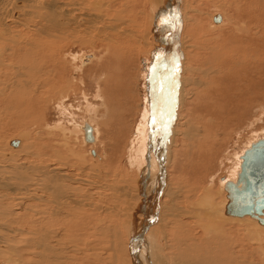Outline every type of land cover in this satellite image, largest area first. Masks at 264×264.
<instances>
[{
    "label": "rangeland",
    "instance_id": "1",
    "mask_svg": "<svg viewBox=\"0 0 264 264\" xmlns=\"http://www.w3.org/2000/svg\"><path fill=\"white\" fill-rule=\"evenodd\" d=\"M192 1L193 0H191V2L190 0H186L187 5L193 3V6L188 5V7H186V10L189 13L186 11L187 17L183 25H188L187 28L189 29L186 30V37L187 40L190 41V44L195 45L196 43L194 42L196 41V38L200 39L199 41H208L207 48L209 49L207 50L200 44H198L200 56L201 58L203 57L199 62L201 70L203 71H201V74L206 73L207 75L204 76L203 85H198L199 89L197 88L196 90H192V92H196L187 96L188 98H186L187 100L184 106L181 107L180 105H178V102H176L177 105L176 103L174 104L173 110L175 111V120L173 127L177 123L176 119H178V115L180 121H178L179 126L177 125L176 131H178L175 136L176 139L174 140V145L171 147L170 150L171 161L168 160L167 167L165 170V174H167L168 176L167 181L170 184L169 191L175 194V196H171V205L173 204L175 208L178 207L179 209H182V211L185 210L186 212L188 202L191 208L192 205L196 203L193 201L194 199L191 198V196H193L192 189L194 190V195H199V197L203 195L205 190L207 191L209 189L211 192H213L211 194V197L214 200V203H216V205H220L222 199L224 198L221 194V186L219 181L223 180L224 178L228 180L227 177L231 176L230 174L231 169L233 168V164L236 165V155L241 154L248 148L247 146L251 144L250 140L264 138V115L262 113L263 108L260 107H264V79H262V86L258 85V83H260L261 78L257 75L262 74V72H257L258 61L262 59V61L264 62V20L257 16V12H255L254 8L252 7L251 10L253 20L248 23L247 21L250 15L248 14L247 9L249 3L246 6L245 2L241 0H195V2ZM107 2L108 6L111 5L107 14V22H109L110 26L113 25L117 29L108 30L105 35H109V37H103L104 33H101L100 31H96V33H94L91 32V30L88 28H76L77 30L75 36H72L70 39H63L53 46V49H57V51L60 53L58 55H55L56 63L59 65L61 70L65 69V75L64 73H62V75H64L65 77V79H63V82H61L62 84H57L58 86L51 84V81L47 80V78L52 77L53 79V73L49 72L48 69L45 68L44 73H46L43 85H41L38 90L35 88L33 89L32 87H27L23 90V92L19 91L21 95H15V93H13L12 96H8V101L5 98L0 97V101L3 100L2 105L0 106V144L2 143V145L0 146H7L10 151H14L16 153L13 157L11 156V160H7V158L0 156V158L2 157V160L6 162V167L13 165L14 162H16L17 165H21L22 163L26 164L28 162V164H33L38 163L40 161H44L45 165L55 166L56 164L53 160H55L56 156L58 157L57 160H59V162L63 164V166L59 165V168L64 174L68 176L69 180L62 183L63 187H67L66 185H69L68 187L72 189V195H75L74 199L77 197H79V199L83 197L81 200L84 201V204L82 201L81 206L85 205V210L82 207V211L84 212H80L81 208H79L80 211L77 210L78 212L76 214L77 223L80 222L81 224L73 230V233L75 235L72 233L73 235L71 234L67 236L68 246L71 245L70 248H74V251L70 250V252L73 254H68L69 248L68 251L66 250L68 253L64 252L60 254L62 256H60L59 259L61 261H65L64 264H127L125 261L126 259L124 257V248L126 247V242L128 240V238H126L128 234L126 231V227L127 225H129L128 223L130 220V215L131 217H133L132 213H130V207L132 205H128L130 201L129 199L125 198L124 200V198L122 197L115 196V190L112 191L111 188L115 189V187H125L126 189L133 190L132 182L133 180H136L138 178V168L132 164V161L130 159V153L132 151L130 142L132 143L134 141L133 139L135 138L134 135L136 133L135 129L137 130V126H139V123L141 122L140 120L142 118V111L144 110L145 112L148 107L146 101L144 100L145 94H147L146 92L148 90H150V92L153 91L151 89L153 82H151L150 80L151 72L149 73L150 75L148 77L150 82L147 81V79L144 80V75L148 73V65L150 63L154 66V69L156 68V66L158 65L157 59L159 56L158 53L152 52V44L148 43L147 41H144L148 34V30L145 28L148 24V15L150 13L149 0H108ZM182 3V7H184V0ZM239 6L241 7L240 9ZM219 14L223 17V22H225L223 25L216 26L213 23L212 17ZM35 20L37 19H32L31 22ZM183 20H181V23L184 22ZM187 20L190 21L187 22ZM102 22L105 26V20H103ZM260 26L261 28H259ZM200 28V32H196ZM241 28L245 29L240 30ZM120 29L122 32L120 31ZM246 29L247 31H245ZM28 30L23 32L24 36L21 38V41L19 40L20 44L18 46L14 44V41L17 37L16 34L18 35V30H14V32L12 33H9L10 31L8 30H3V32L2 30L0 31V35H2L0 36V63H2L0 65L1 92H8L9 89H11L16 84L15 82L21 79L18 76L16 78L19 66V63L17 62H23V60H19L17 56L12 57V55L10 54L14 52L15 48L18 49V51L21 50L22 52L25 48L24 45L27 44L30 38H35L33 40H36L35 33H32L30 29ZM85 30H87L86 32L92 34H85ZM82 31L84 32L81 33ZM116 31H120V33L118 34H121L120 37H122V39L120 38L121 48L124 46V49L122 48V53L115 51V45L111 46L113 43H109L107 41L108 39L109 41H111L114 36L116 37V35H118L116 34ZM112 32L113 34L111 35ZM247 32L251 33V36L249 37H251L252 39H249V37L246 36ZM93 33L95 35H93ZM236 33L239 36H237ZM132 35L135 39L132 37ZM260 36L262 39L259 38ZM124 38H126L127 40ZM201 38L203 39L201 40ZM211 38L213 39L211 40ZM136 39L138 40L136 41ZM232 39L234 42L232 41ZM44 40L47 41V39ZM93 40L94 42H92ZM224 41L226 43H224ZM252 43L256 45H253ZM109 45L112 47V49H110L109 52H106V54L105 47L109 48ZM241 47H243L245 50ZM193 49L194 48L192 47L190 51H192ZM254 49H256L257 51ZM5 50L7 51L6 53ZM30 50H33V52L36 51V49L34 48H30ZM201 50L204 52H202ZM208 52L210 53L208 54ZM259 52H261V54ZM196 53L197 49L190 52L191 57L193 59L191 61L193 65H190L192 67L196 65L194 64V54ZM79 54H94L96 60L93 59V62H85L83 66L80 67V59H76L73 62L71 60V55L76 56ZM58 56L61 58V60ZM62 61H64V63ZM179 62L177 63V66L175 64V68L177 70L173 68V77L177 76V80L174 77L175 88L177 90L175 101L177 99L176 97H178L179 95L178 83L179 80L183 77L182 72L184 70V63L178 65ZM242 62L244 63L242 64ZM165 63L166 61L159 65L160 69H163L161 67H164L163 65H165ZM234 63H236V66L239 64L238 68L233 65ZM24 64L25 63L23 62L22 65ZM240 64L242 66H240ZM50 65H53L52 58H50ZM215 68L218 70H216ZM250 68L251 71L248 72V69ZM54 72L55 74L61 73V71ZM238 75H241V78L243 75H245L247 79L246 82L245 79H242L241 82ZM209 77H211V79ZM250 84H257V90L254 88L255 90L253 91V93L255 94L253 95L257 96L258 98L256 97L254 101H251L250 104H248L245 101L249 98L248 96H250V92L252 91L247 90L246 85ZM202 91L203 97L199 96L197 99V96H193L197 95V92L199 93ZM243 93L245 94L244 96ZM97 94L98 97L94 98ZM261 94L263 97L261 96ZM63 95H65V97H63ZM222 96H225V98L222 99ZM242 97L245 99H242ZM87 103H91L92 105L96 106L98 110L96 116L89 114L87 115V111H85ZM194 105H196L198 108ZM236 105H238V107ZM249 105L251 107L253 106L252 109H249L251 108L249 107ZM191 112L194 113L192 117ZM229 117H231L232 119ZM220 118H223V120ZM229 119L231 120L228 121ZM83 120H87L89 124L97 128L96 131L98 132V139L94 146H90L85 143H83L82 146V140H80V131L78 132V130H75L76 128L74 126H71L72 121H75L76 124L81 125ZM234 121H236V123ZM190 124H193V128L196 129V131L194 130V135H190L189 138H187L186 136H182L181 133L183 131H186L192 127L190 126ZM203 128H206L204 129L206 130V133L203 132ZM13 140L19 141V146L15 150H12L11 146L9 145V143ZM211 146H214V148H216L215 153L212 152ZM91 150L101 156L102 159L100 158L99 160H97L98 158H92L91 154L89 153ZM103 158L105 159V162H102ZM104 166L105 169L103 168ZM62 167L64 168L62 169ZM81 173L82 175H80ZM86 173L87 176H85ZM3 175L6 178L10 177L9 173L7 174V176L3 172L2 176ZM89 175L91 177H89ZM93 176L96 177V179ZM72 180H77L78 183ZM102 183H105V191L101 189V194L98 195L99 199H97V194L92 195V193L94 192V190L92 191V189L97 188L98 185ZM89 184H96V186L91 187V185L88 186ZM73 186L75 188H73ZM74 189L76 190V192L73 191ZM2 194L7 196V199L9 198L12 202H17L16 198L18 196L16 195V193H12L11 191H9V193L3 192ZM2 194L0 196H3ZM7 194L10 196H8ZM103 194H105V197L103 196ZM187 196L189 200L187 199ZM102 197L103 199H101ZM116 199L119 200V204H116ZM2 200L4 199L2 198ZM98 200L101 202H98ZM185 201L188 202L186 203ZM6 203L7 201L4 200L3 204ZM98 205L101 206V210H99L100 208H97L99 207ZM103 206H105V210L102 209ZM127 206L129 209L126 208ZM121 208L123 209V213ZM7 209H12L13 211H10H12L15 215L13 214V217H8L7 223L1 220L2 217H0L1 223L5 225L10 224L9 226H11V228H14L17 232L24 230L26 225L28 228V224L24 225L23 223L21 225V221L23 220V218L20 217L21 221L18 220L19 218H17L18 215L16 214L20 212L16 213L15 206H9V208ZM89 209L91 210L93 216H90L91 212H88L90 211ZM94 209L98 213H95ZM120 211L122 214L120 213ZM85 213L87 215H84ZM173 213L174 212H167L164 214L166 216L164 217L166 219V221L164 222L167 225H165L166 227L161 226V228H157L155 232L156 241L158 242V244L156 242V260H158L161 264H178V254L182 253L183 250L187 249V247L191 244L196 246V240H202L204 236L202 229L196 227L198 226V223L196 222H201L200 218V220L196 218V220L198 221H195V218L193 219L192 215L190 216L189 213L185 215L183 214L184 216H181L182 218L180 216L177 218L175 213ZM118 214H121V216H119ZM20 215H24L23 212ZM10 218L15 222H11L12 224L9 223ZM18 221H20V223H18ZM177 221L184 222L182 223V229H185V231L183 229V234L179 233L181 231V227L176 226L175 223ZM250 221L253 222V220L251 219ZM191 223L193 224V226ZM221 223H225L227 227L225 224H223V226L233 231H231V233L229 234L231 235L232 246L234 249L233 255L237 259L239 258L241 262L245 263L252 262L254 264H264V242L253 241L255 242L253 243L251 241H246L244 244L242 242L245 239H243L244 235L243 233H241V230L247 227L249 229L254 230L251 226L249 227L246 222H236L234 220ZM228 225L231 226L228 227ZM27 228L25 229V231H31L32 229L30 226L28 229ZM235 228H239L240 230L237 231ZM163 229L166 231H164ZM178 230L180 231L178 232ZM160 231L162 233H165L163 235V238L162 233ZM210 232L211 231H208V233L206 234L208 236L205 237L206 240L213 238L211 237L212 235L210 236V234H212V232ZM2 233L0 231V245H6L7 243H5V241L7 237H2L4 235H9V233L5 234L4 231H2ZM11 233V236H13L14 238L18 237L14 235L13 232ZM79 234L81 237L84 236L85 238H81ZM240 234L241 236L239 237ZM70 236L72 239L71 241L69 239ZM189 236L193 238L194 242L188 239ZM236 236L241 239L236 238ZM79 237L81 239H78ZM255 237H257V239H263V237L258 234ZM86 238H89V240ZM184 238L189 240V242L186 241V245L185 242H183L184 244L182 245H178V243H176V239H178V241H181V239ZM83 239L85 240V243L84 241H81ZM14 241L15 242H12V244L17 247L26 246L23 242L22 244L18 242L19 239H15ZM69 241H73V246L69 243ZM240 245H245V247H241ZM238 246L239 248H237ZM246 246H248V248ZM1 247L3 246H0V248ZM17 247L13 249L11 254H16ZM86 247H88V249ZM257 248L259 249V251H257ZM25 249L23 250L25 251L24 253L26 255L24 253H21L20 258L22 255L24 258L22 257V260H19V262H17L16 264H33V262H31V255L27 253L28 248L26 250ZM75 249L79 250L80 253L78 251H75ZM251 249L253 253L252 255H248V253L251 254ZM237 251L239 253L236 254ZM242 251L244 253L246 252L247 254H243ZM195 252L192 254H195ZM257 252H259L258 255ZM7 253L9 254H0V264H4V261H7L8 259H14L11 257L10 251ZM74 253H76V257ZM118 255H122V257H118ZM259 255L262 259L259 258ZM168 258H170L171 260H168ZM65 259L70 260L66 261ZM260 260L262 261L260 262ZM61 261L59 262L61 263ZM5 264L10 263L6 262Z\"/></svg>",
    "mask_w": 264,
    "mask_h": 264
},
{
    "label": "bare ground",
    "instance_id": "2",
    "mask_svg": "<svg viewBox=\"0 0 264 264\" xmlns=\"http://www.w3.org/2000/svg\"><path fill=\"white\" fill-rule=\"evenodd\" d=\"M107 1L108 0H0V29L2 30V32H3V30H8V31H10L9 33L14 32V30H18V35L16 34L17 37L14 41L15 45L18 46L20 44L19 40L21 41V38L24 36L23 32L28 30V29H30V31L32 33L34 32L36 35V40H33L35 38H30L28 40V42L26 41L27 42L26 45H24L26 42L23 44L25 48L23 49L22 52H24V53H22L21 50L18 51V49H16V48L14 49L13 53L11 52L12 54H10V55H12V57L17 56L18 59L19 60L22 59L25 64L22 65L23 62H20V61L17 62V63H19V66H18V74L16 75V78L18 76L21 79L16 81V82L14 81L16 84L14 86L12 84L13 87L11 89H9L8 92H1L0 91V97L1 98L3 97L7 100L9 98L8 96H12L13 93H15V95H21L19 91L23 92V90L27 87H32L33 89L35 88L38 90V88H40L41 85H43V81H44V77H45V73H46V72L44 73L45 68H47L49 72L53 73V79H52V77L47 78V80L51 81V84L57 85V84H60L61 82H63V79H65V77H64L65 69L61 70L59 65L56 63L55 55H58L60 53L57 51V49H53V46L55 44L59 43L63 39L66 40V39H70L72 36H75L76 30H77L76 28H84V29L88 28L91 30V32H94V33H96V31L97 32L100 31L101 33H104L103 37H105V36L109 37V35H105L106 32L110 29H113V30H117V29L113 25L110 26L109 22H107V14H108L109 9L111 7V5L110 6L107 5V3H108ZM193 1L195 2V0H193ZM241 1H244L246 6L249 3L248 9H247L248 14L250 15V16L248 15L249 16V19L247 21L248 23H250L253 20L252 10H251L252 7L254 8L255 12H257V16L264 20V0H241ZM182 2H183V0H149V4H150V6H149L150 11L149 12L150 13L148 15V17H149L148 18V24L145 28L148 30V34H147L146 38L144 36L145 33L143 34V36L146 39V40L144 39V41H147L148 43L152 44L151 45L152 52L158 53L159 57L157 59L158 65L156 66V68L154 69L153 68L154 66L150 63L148 65V73L144 75V80L147 79V81H149L148 77L150 75L149 73L151 72L152 76L150 75V80H151V82H153L152 87H151V89L153 91L150 92V90H148L146 92L147 94H145L144 100L146 101V104L148 107L145 110V112H144V110L142 111L143 113L141 115L142 116V118L140 120L141 122L139 123V126H137V130L135 129L136 133L134 135V137H135L133 139L134 141L132 143L130 142V146H131V150H132V151L130 150L131 151L130 159L132 161V164L138 168V171H137L138 172V178L136 180H133V182H132L133 190L126 189L125 187H120V188L115 187V189L111 188L112 191L115 190L114 191L115 196L122 197V198H124V200H125V198L129 199L130 201H129L128 205H132L130 207V213H132L133 217H131V215H130V220L128 223L129 225H127V227H126V231L128 233L126 238H128V240L126 242L127 245L124 248V252H125L124 257L126 259L125 261L127 264H161L158 260H156L157 255H156L155 251L157 249V247H156L157 241H156V233L155 232H156V229L161 228V226L166 227L165 225H167V224L164 222V221H166V219L164 218L166 216L164 214L167 212H174L177 218L179 216L180 217L184 216L187 213H189L190 216L192 215V218L193 219L195 218V221H198V220H196V218H198V219L200 218L201 222H196V223H198L197 224L198 226H196V227L201 228L203 233H204L202 240H198V239L196 240L197 241L196 246L191 244L187 247V249H184L182 253L178 254L179 255L178 264H254L250 260L249 261L251 263L241 262V260L239 258H238L239 259L238 260L233 255L234 249L232 246L231 235L229 234V233H231L232 230L225 228L223 226V224H225V223H223V224L221 223V222H228L231 220H234L236 222H238V221L246 222L249 225V227L251 226L254 230L249 229L248 227L247 228L242 227L244 229L241 230V233H243V235H244L243 239H245L243 241L241 240L243 242V244L246 241L264 242V227L260 226L255 220L249 218L248 216H244L242 218H236V217L226 216L224 214V207H225V204L227 203L226 193L224 191V186H225L226 182H228V181L233 182L236 180L237 173L239 172V167H240V163H241V157H242L244 151L241 154L236 155V159H235L236 165L233 164V168L231 169V174H230L231 176H229L231 178L227 177L228 180H226V178H224L223 180L219 181L220 186H221V194L224 198V199H222V202L220 203V205H216V203H214V200L211 197L212 196L211 194L213 192H211L209 189L207 191L205 190L203 195H201L200 197H199V195L198 196L194 195V190L192 189V191H193L192 195L193 196H191V198H193L194 199L193 201L196 203H194V205H192V208H191V206H189V202L187 201L188 202V205L186 208L187 212L185 210L182 211V209H179L178 207L175 208L173 206V204L171 205V203H172L171 202L172 201L171 196L172 195L175 196V194L169 191L170 190L169 189L170 184L167 181L168 176H167V174H165V170L167 167L168 160L171 161L170 160V158H171L170 157L171 156L170 150H171V147L174 145V140L176 139L175 136H176L177 131H178V130L176 131V129H177L178 121H180L179 115H178V119H176L177 123L173 127L174 120H175V111L173 110L174 104L176 102H178L179 103L178 105H180L181 107L184 106L185 102L187 100L186 98H188L187 96L196 92V91L192 92V90H196L199 87L198 85H200V86L203 85L204 76L207 74L206 73L201 74L202 70H201V67L199 65V62L201 61V59L203 57L201 58V56H200V53H199L200 50L198 48V44H200L206 50L209 49V48H207L208 41L203 42V41H199L200 39L196 38V41L194 42L196 44L193 45V44H190L189 40H187V37H186L187 31L186 30H188L189 28H187L188 25L185 26L183 24L185 23V19L187 17L186 7H188V5L193 6L192 5L193 3L187 5L186 0H184V7H182L183 6ZM190 2H191V0H190ZM187 3H189V2H187ZM240 8L241 7L239 6V9ZM187 9H189V8H187ZM191 17H192V15H191ZM255 18H257V17H255ZM32 19H37V20L31 22ZM220 19L221 20L218 24L214 23V22L213 23L216 26L223 25L225 21L223 22V17L221 15H220ZM103 20H105V26H104V23L102 22ZM181 20H183L184 22L182 21L183 23H181ZM188 21H190V20H187V22ZM181 24L183 27L181 26ZM254 25H255V23H254ZM248 27H247V29H248ZM259 28H261V26ZM243 29H245V28H243ZM243 29L241 28L240 30H243ZM247 29L245 31H247ZM200 30H201V28L196 32L199 33ZM86 31L87 30H85V32ZM120 31H121V29H120ZM120 31L119 32L116 31V34L120 33ZM83 32L84 31H82L81 33H83ZM203 32H202V34H203ZM87 33H89V32H86L85 34H87ZM94 33H93V35H95ZM89 34H92V33H89ZM97 34H99V33H97ZM112 34H113V32L111 33V35ZM120 35L118 34V35H116V37L114 36V38L111 39V41H109V39L107 41L109 43H111V42L113 43L111 46L115 45L114 46L115 51L122 53L124 46L122 47L123 48L122 49L121 48V42H120V38L122 39V37H120ZM173 35L175 37L172 40L171 38ZM257 35H256V37H257ZM0 36H2V35H0ZM208 36H210V35H208ZM237 36H239V35L237 34ZM246 36H248V37L251 36V33L247 32ZM132 37H133V35H132ZM242 37H243V35H242ZM138 38H141V37H138ZM259 38H261V36ZM44 39H47V41ZM124 39H126V38H124ZM202 39L203 38H201V40ZM209 39H210V37H209ZM212 39L213 38H211V40ZM249 39H252V38L249 37ZM137 40L138 39H136V41ZM140 40H142V39H140ZM22 41H24V40H22ZM101 41H103V40H101ZM128 41H130V40H128ZM229 41H231V40H229ZM232 41H233V39H232ZM92 42H94V40ZM224 43H226V42L224 41ZM164 44H165V46H164ZM21 45H22V43H21ZM253 45H256V44H253ZM1 46H3V45H1ZM111 46L109 45V48L105 47V53L109 52L110 49H112ZM29 47L31 49H33V48L36 49V51L33 52V50H30ZM192 47L194 48L193 50L197 49V53L194 54V61H195L194 64H196L194 67L190 66L192 64L191 61L193 60L191 57L192 53L190 54V52L193 51V50L190 51V49H192ZM214 47H216V46H214ZM139 48H140V46H139ZM241 48H243V47H241ZM247 48H249V47H247ZM2 49H3V47H2ZM211 49H212V46H211ZM254 50H256V49H254ZM6 52L7 51L5 50V53ZM8 52H9V50H8ZM202 52H204V51H202ZM222 52H224V51H222ZM261 52H262V49H261ZM261 52H259V53L261 54ZM263 52H264V50H263ZM209 53L210 52H208V54ZM245 53H247V52H245ZM250 53H251V51H250ZM108 55H109V53H108ZM258 56H260V55H258ZM8 57H10V56H8ZM6 58H7V56H6ZM50 58H52V60H53V65H50ZM71 58H72L71 59L72 62L76 59L77 60L80 59V61H79L80 67L83 66V64L85 62H91L93 59L96 60V57L94 54H79L76 56L71 55ZM60 60H61V58H60ZM165 61H166V63H165V65H163L164 67H161L163 69H160L159 65H161ZM231 61H232V58H231ZM62 62L64 63V61H62ZM103 62H105V61H103ZM178 62H179L178 65H180L181 63H184V70L182 69L183 70V72H182L183 77L179 80V83H178V87H179L178 94L179 95H178V97H176L178 100L176 99V101H175V96H176L177 90L175 88V79H174L175 76L173 77V68H175V64L177 66ZM233 62H234V59H233ZM243 63L244 62H242V64ZM263 63L264 62L262 61V59L258 61V64L256 63L258 65V67H257L258 71L257 72H259V73L262 72L261 75L257 74L261 78L260 83H258V85H261V86H262V79H264V65H263ZM1 64L2 63H0V65ZM233 65L237 68L239 66V64L236 66V63H234ZM224 66H225V64H224ZM240 66H242V65L240 64ZM221 67H222V65H221ZM242 68H244V67H242ZM51 70H53V71H51ZM146 70H147V68H146ZM216 70H218V69H216ZM239 70H241V69H239ZM248 70L247 71L250 72L251 68ZM54 71H61V73L55 74ZM218 72H220V71H218ZM62 73H64V75H62ZM210 76H211V74H210ZM238 76H239L241 82H242V79L243 80L245 79V82H246L247 79H246L245 75H243L242 78H241V75H238ZM23 78H25V79H23ZM109 78H111V77H109ZM209 78L211 79V77H209ZM176 80H177V78H176ZM248 81H250V80H248ZM205 85H206V83H205ZM203 88H204V86H203ZM254 88L255 89L257 88V84L256 85L255 84L246 85V89L249 91H252V92H250L251 93L250 96H248L249 98L247 97L248 99L246 98L247 100L245 101L248 104H250L251 101H254L257 97L255 95H253V94H255V93H253V91L255 90ZM189 89H191V90H189ZM188 90H189V92H188ZM247 90H246V93H247ZM259 90H260V88H259ZM196 94L197 95H193V96H197V99L199 96L203 97L202 96L203 91L199 92V93L197 92ZM210 94H212V93H210ZM262 94H261V96H262ZM244 95L245 94L243 93V96ZM252 96H253V98H252ZM63 97H65V95H63ZM97 97H98V94L94 98H97ZM224 98H225V96H222V99H224ZM242 99H245V98L242 97ZM226 100H228V99H226ZM2 101L3 100L0 101V106L2 105ZM4 103H5V101H4ZM229 103H227V104H229ZM255 103H256V101H255ZM176 105H177V103H176ZM176 105H175V107H176ZM194 106H196V105H194ZM236 106L238 107V105H236ZM7 107H8V105H7ZM224 107H225V105H224ZM249 107H251V106L249 105ZM252 107L249 109H252ZM260 107L263 108L262 113L264 115V107L263 106H260ZM225 109H226V107H225ZM242 109H244V108H242ZM242 109H241V111H242ZM233 110H232V112H233ZM85 111H87V115L89 114V115H94V116H96L97 112H98L96 106L92 105L91 103H87V107H86ZM199 112H200V110H199ZM226 112H228V111H226ZM230 112H231V110H230ZM210 113H211V111H210ZM215 113H214V115H215ZM193 115H194V113L191 112V117ZM90 117H92V116H90ZM231 117H229V118H231ZM220 119L223 120V118H220ZM231 119H229L228 121H230ZM234 122L236 123V121H234ZM85 124L90 126L91 130H92L91 133H92V137H93V142L90 144L85 142V139H84V125ZM192 125L193 124H190V126H192ZM71 126H74L76 128L75 130H78V132L80 131V134H81L80 140H82L81 141L82 146H83V143L90 145V146L95 145V143L97 142V139H98V132L96 131V129H97L96 127L89 124L87 120H83L81 125L76 124L75 121H72ZM190 126H188V127H190ZM204 129H206V128H203V132L206 133V130H204ZM191 130H193V131H191ZM194 130L196 131V129L193 128V126H192L188 130L183 131L181 133V135L189 138L190 135L191 136L194 135ZM69 135H70V133H69ZM257 140H259V139L250 140L251 144L256 142ZM0 145H2V143ZM18 146H17V148H18ZM249 146H247V147L249 148ZM11 149L15 150L16 148L11 147ZM211 149H212V152L215 153L216 148H214V146H213ZM89 153L91 154V151ZM208 153H209V151H208ZM15 154L16 153L14 151H10L7 146L6 147L0 146V156L7 158V160H11V158ZM54 154H56V153H54ZM91 156H92V158L93 157L98 158L97 160H99L100 158L102 159V157L99 156L97 153H95L94 155L91 154ZM2 157L0 158V195L3 192L9 193V191H11L12 193H16V195L18 197L16 198L17 202L14 203L9 198L7 199V196H5L4 194H2L3 196H0L4 200L7 201L6 204H3L4 200H2V198H0V217H2L1 220H3L4 222L7 223V221H8L7 218L13 217V214H14L12 212L13 211L12 209L8 210L7 208H9V206H12V207L15 206L16 207V209H15L16 213L20 212V213L16 214V215H18L17 216V218H19L18 220L21 221V218H23V220H22L23 222L21 221V225L23 223H24V225L28 224L32 228L31 231L30 230L25 231V229L27 228V225H26L24 230H21V229H23V228H21L20 229L21 231L17 232L14 228H11V226H9L10 224L5 225V224L1 223V221H0L1 233H2V231H4L5 234L9 233V235H4L2 237V238L7 237L6 241H5V243H7V244L4 245L2 243L3 245H0V246H3L0 248V254L1 255H7V254H9L7 252L10 251L11 257L14 258V259H8L7 261H4V262L10 263V264H16L17 262H19V260H22L23 255L21 256V258H20V255H21V253L25 252L23 249L28 248L27 253L29 255H31V260H32L31 262H33V264H61V263L64 264L65 261H63V260L61 261L59 259L60 256H62L60 254L64 253V252H66V253L69 252L68 254H73L70 252V250L74 251L73 247H72L73 249L70 248L71 247L70 244H72V246H73V241L70 242L72 240L71 236H70L69 237V239H70L69 245L70 246H68L67 236L71 235L73 233V230L81 224L80 222L77 223L76 214H77V212H78L77 210H79V208H81V211L79 210L80 212H84L82 210L85 208V205L81 206L82 205L81 202L83 201L81 199L83 197L80 199H79V197L74 199L75 195H72V192H71L72 189L70 187H68L69 185H66L67 187H63L62 183H64L65 181H69V180H68V176L66 174H64L62 172V170L59 168V165L63 166V164L60 163L59 160H57L58 157H56V156H55V160H53L54 163L56 164L55 166L53 165L54 167L52 165H49V166L45 165L44 161H40L38 163H33V164H28V162H27L26 164L22 163L21 165H17V163L14 162L13 165L6 167L7 166L6 162H4L2 160ZM104 157H105V155H104ZM14 158H16V157H14ZM18 160H19V158H18ZM102 162H105L104 158H103ZM56 168H59V169H56ZM63 168L64 167H62V169ZM103 168L105 169V166ZM3 172L6 175L9 173L10 177L6 178L3 175L5 177L4 178L2 176ZM80 175H82V173ZM85 176H87V173ZM89 177H91V176L89 175ZM93 177H92V179H93ZM94 178L96 179V177H94ZM72 181H74V180H72ZM74 182L78 183L77 180H75ZM83 183H85V182H83ZM90 185H91V187L96 186V184H93V185L89 184L88 186H90ZM73 188H75V187L73 186ZM101 189H103L105 191V183L98 185V187L95 189L93 188L92 191L94 190V192L92 193V195L97 194V196H98L99 194H101ZM187 189H188V187H187ZM73 191L76 192L75 189ZM74 194H77V193H74ZM104 195L105 194H103V196ZM8 196H10V195H8ZM189 198H190V196H189ZM97 199H99V196ZM101 199H103V197ZM187 199H188V196H187ZM25 200H26V203H25ZM103 201H105V200H103ZM98 202H101V201L98 200ZM118 202H119V200L116 201V204H119ZM83 204H84V201H83ZM96 205H97V203H96ZM98 206L99 207H97V208L101 207L100 205H98ZM82 207H83V209H82ZM115 207H117V206H115ZM93 208H94V206H93ZM122 208H124V207H122ZM126 208H128V206ZM102 209L105 210V206H103ZM10 210H12V211H10ZM99 210H101V208ZM94 211H95V213H98V212H96L95 209H94ZM22 212L24 215H20V214H22ZM88 212H91V210ZM120 213H121V211H120ZM122 213H123V209H122ZM121 214H118V215L121 216ZM84 215H87V214L85 213ZM32 216H34V217H32ZM90 216H93L92 212L90 213ZM170 216H168V217H170ZM85 217H84V219H85ZM240 219H242V220H240ZM250 219L253 220V222L250 221ZM20 221H18V223H20ZM11 222H15V221L11 220V218H10L9 223H11ZM174 222H175V220H174ZM182 223H184V222L177 221L175 224H176V226L181 227L182 232L180 230H178V232L180 231L179 233L183 234L185 229L183 228L184 229V231H183ZM232 223H234V222H232ZM243 224H245V223H243ZM231 225H228V227ZM29 226H28V228H29ZM192 226H193V224H192ZM226 227H227V225H226ZM232 227H234V226H232ZM83 228H85V227H83ZM139 229L141 232L139 231ZM77 230H78V228H77ZM236 230L238 231L240 229L238 228ZM164 231H166V230H164ZM186 231H187V229H186ZM208 231L212 232V234H210V236L212 235L211 237H213V238L206 240L205 237H208L206 235L208 233ZM11 232H13L14 235L18 236L19 238L18 237L14 238L13 236H11V234H12ZM190 232H191V230H190ZM86 233H87V231H86ZM254 233L256 235L258 234V235L262 236L263 239L262 238L257 239V237H255L256 235ZM164 234L165 233L163 232L162 238H163ZM2 235H3V233H2ZM79 236H80V234H79ZM240 236H241V234L239 235V237ZM80 237L78 239H81L84 236H82L81 238ZM73 238H75V237H73ZM236 238H238V237L236 236ZM15 239H19L18 242H20L21 244L23 242L26 246L17 247L15 245H13L12 242H15L14 241ZM86 239L89 240V238H86ZM188 239L190 241L194 242L192 237L189 236ZM238 239H241V238H238ZM73 240H76V239H73ZM189 240L184 238V239H181V241H178V239H176V243H178V245H182V244H184L183 242H185V245H186L187 242H189ZM81 241L82 242L84 241V243H85L84 239ZM0 243H1V241H0ZM253 243H255V242H253ZM157 244H158V242H157ZM253 245H255V244H253ZM235 246H237V245H235ZM243 246L245 247V245H243ZM243 246H241V247H243ZM248 246H246V247L248 248ZM15 247H17L16 254H11ZM256 247H258V246H256ZM68 248H69V251H68ZM86 248L88 249V247H86ZM237 248H239V246ZM259 248H261V247H259ZM21 249L23 250V252ZM80 250H83V249H80ZM195 250H196V252H195ZM30 251L32 252V254ZM75 251L79 252V250H76V249H75ZM251 251H252V249H251ZM257 251H259V249ZM194 252H195V254H192ZM76 253H74L75 257H76ZM237 253H239V252L237 251L236 254ZM250 253L251 254L248 253V255H252L253 251ZM258 253L259 252H257V255H258ZM260 253H261V251H260ZM243 254H247V253L243 252ZM119 256L122 257V255H118V257ZM260 257L261 256L259 255V258ZM169 259L170 258H168V260ZM260 259H262V258H260ZM67 260H70V259H67ZM59 261H61V263ZM253 261H255V260H253ZM261 261L262 260H260V262ZM255 262H257V261H255ZM168 264H170V263H168ZM171 264H176V263H171Z\"/></svg>",
    "mask_w": 264,
    "mask_h": 264
},
{
    "label": "water",
    "instance_id": "3",
    "mask_svg": "<svg viewBox=\"0 0 264 264\" xmlns=\"http://www.w3.org/2000/svg\"><path fill=\"white\" fill-rule=\"evenodd\" d=\"M220 20L219 15L213 17L214 23L218 24ZM91 132V127L85 124L84 139L89 144L93 142ZM9 145L17 148L19 141L13 140ZM91 154H95L93 150ZM224 191L227 199L224 207L226 216H248L264 227V138L252 143L244 151L236 180L226 182Z\"/></svg>",
    "mask_w": 264,
    "mask_h": 264
}]
</instances>
